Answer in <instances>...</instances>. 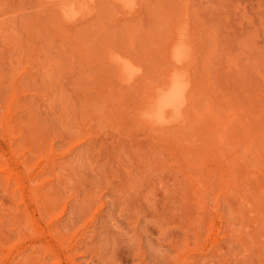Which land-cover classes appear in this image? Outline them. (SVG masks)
<instances>
[{"label":"rangeland","instance_id":"1","mask_svg":"<svg viewBox=\"0 0 264 264\" xmlns=\"http://www.w3.org/2000/svg\"><path fill=\"white\" fill-rule=\"evenodd\" d=\"M0 264H264V0H0Z\"/></svg>","mask_w":264,"mask_h":264},{"label":"bare ground","instance_id":"2","mask_svg":"<svg viewBox=\"0 0 264 264\" xmlns=\"http://www.w3.org/2000/svg\"><path fill=\"white\" fill-rule=\"evenodd\" d=\"M119 1L122 5L126 6H132L133 4V0ZM66 14L69 19H72L79 14V11L75 9L74 6H72L66 11ZM180 32L175 36L174 39H172L170 43V45L174 47V50L172 51V57L178 62L182 61L187 55L185 45H178L182 41V32ZM120 62H122V60H120ZM122 67L126 76H131L134 73V67L128 62L123 64ZM186 90V82L182 73H180L178 69L170 72L164 82V85L156 89L151 101L149 102V106L147 107V113L149 115L148 117L153 121H163L168 119V113L174 115L178 111L185 98Z\"/></svg>","mask_w":264,"mask_h":264}]
</instances>
